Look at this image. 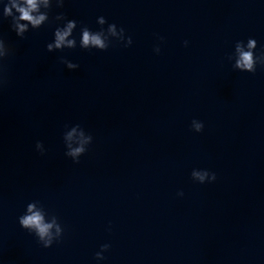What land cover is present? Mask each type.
I'll use <instances>...</instances> for the list:
<instances>
[{
    "label": "water",
    "instance_id": "95a60500",
    "mask_svg": "<svg viewBox=\"0 0 264 264\" xmlns=\"http://www.w3.org/2000/svg\"><path fill=\"white\" fill-rule=\"evenodd\" d=\"M6 3L0 264H264V65L235 67L238 44L264 53V0H38L23 38ZM67 20L74 47L48 52Z\"/></svg>",
    "mask_w": 264,
    "mask_h": 264
},
{
    "label": "clouds",
    "instance_id": "9594fccd",
    "mask_svg": "<svg viewBox=\"0 0 264 264\" xmlns=\"http://www.w3.org/2000/svg\"><path fill=\"white\" fill-rule=\"evenodd\" d=\"M45 3H47V0H45ZM63 4L64 0H61L59 7H63ZM13 9H15L18 15L13 14ZM36 11H38V0H20V2H17V0H7V3L4 6V17L12 18L14 31L19 37L23 38L25 33L28 32L29 24L32 26L33 29H39L43 22L46 20V16L44 15L34 16L33 13ZM56 19L65 20L66 18L64 16H57ZM21 21H24L25 23H21ZM98 21L101 25L107 22L104 17H99ZM76 27L77 22L75 20H67L64 27L57 28L54 33V43H49L47 45L48 52H52L54 49H62L65 46H67L68 48L74 47L75 41L69 40L68 37L72 35L73 29ZM116 28L117 26L115 24L109 25V31L113 34H115L116 32ZM81 30L83 35V46L85 48H87L89 45L95 46L100 49L105 48V44L99 34H91L87 27H83ZM120 32L122 34L125 33L123 28L120 29ZM128 41L129 43L127 46H131V37H128ZM3 42L4 41L0 39V48L3 47ZM187 43L188 42L185 41V46H187ZM255 47L256 43L254 39L249 40L248 51H245L240 44L237 45V52L239 53V58L236 61V68H239L243 71H247L249 73H255L257 68L256 65L258 63L264 65V53H261L259 57L256 56V58H254V53L252 49H254ZM155 51L157 54H159L160 48L156 47ZM10 55L11 51L9 53L0 54V87H3L7 83L6 68L4 65V61L7 60ZM62 62L66 63L67 67L70 69H77L79 67V65L73 64L66 60ZM192 129L197 133H201L204 130V124L198 120H193ZM91 139L92 138L89 137V140H86L85 144L90 143ZM87 151L88 148L82 145L80 147L71 149L69 152L66 153V155L68 157H71L75 163H79L80 158L84 156ZM192 175L193 177L198 179L201 184H205V181L208 180L209 177L211 178L210 182H215L217 179L215 173H210L207 170H203L202 172H197L194 170ZM180 195L182 196L183 193H180ZM28 213V215H23L19 218L20 225H22L24 229L35 230V232L39 236V239L41 241H44L45 238L48 237L52 226L43 222V217L40 215L39 212L34 211V206L31 204L28 205ZM43 246L45 248H51V239L45 241Z\"/></svg>",
    "mask_w": 264,
    "mask_h": 264
}]
</instances>
